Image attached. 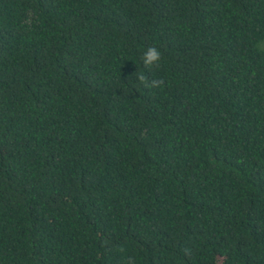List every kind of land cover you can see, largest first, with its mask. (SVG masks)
I'll use <instances>...</instances> for the list:
<instances>
[{
  "label": "trees",
  "instance_id": "1",
  "mask_svg": "<svg viewBox=\"0 0 264 264\" xmlns=\"http://www.w3.org/2000/svg\"><path fill=\"white\" fill-rule=\"evenodd\" d=\"M128 257L264 264V0H0V264Z\"/></svg>",
  "mask_w": 264,
  "mask_h": 264
},
{
  "label": "clouds",
  "instance_id": "2",
  "mask_svg": "<svg viewBox=\"0 0 264 264\" xmlns=\"http://www.w3.org/2000/svg\"><path fill=\"white\" fill-rule=\"evenodd\" d=\"M161 58L162 54L156 47H149L141 59L146 68H151L153 66L159 67ZM137 80L148 88L161 87L164 84L163 80L152 79L149 81L145 74L138 75ZM127 264H135V259L133 257H128Z\"/></svg>",
  "mask_w": 264,
  "mask_h": 264
}]
</instances>
